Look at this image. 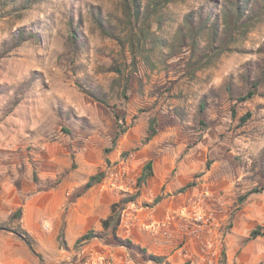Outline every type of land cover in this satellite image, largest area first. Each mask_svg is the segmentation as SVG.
I'll return each instance as SVG.
<instances>
[{
    "label": "rangeland",
    "instance_id": "1",
    "mask_svg": "<svg viewBox=\"0 0 264 264\" xmlns=\"http://www.w3.org/2000/svg\"><path fill=\"white\" fill-rule=\"evenodd\" d=\"M136 2L143 10L146 0ZM244 4L241 26L229 28L225 14ZM134 10V0H0V193L32 196L91 165L105 178L124 168L121 181L135 194L144 150L158 160L203 147L205 168L192 182L210 172L216 192L199 206L214 212L212 223L223 217L221 261L240 253L242 237L264 264V236L251 234L264 232V84L240 98L245 68L254 78L264 61V0H172L149 19ZM188 14L216 21L208 59L197 55L206 30L190 45ZM20 30L30 36L21 40ZM209 92L201 124L198 103ZM151 119L157 133L147 140Z\"/></svg>",
    "mask_w": 264,
    "mask_h": 264
},
{
    "label": "crops",
    "instance_id": "2",
    "mask_svg": "<svg viewBox=\"0 0 264 264\" xmlns=\"http://www.w3.org/2000/svg\"><path fill=\"white\" fill-rule=\"evenodd\" d=\"M152 151H143L145 161L152 158ZM198 152L196 154L194 148L173 149L159 155L158 160L152 158L154 176L124 210L117 235L164 257L162 264H206L208 252L212 253L213 264H223L220 256L222 216L218 214L213 223L198 227L197 236L193 235L194 226L191 231L182 230L183 225L194 222V217L203 212L199 202L204 195L216 192L208 181L210 172L198 178L195 184L192 182L206 164L205 149L202 147L201 153ZM96 172L91 165L78 167L69 181L32 196L0 193V225L10 228L0 229V264H156L123 245L99 238L75 247L79 237L88 230H103L102 221L110 215L113 203L130 191L126 183L115 180L112 174L82 190ZM183 187L185 190H180ZM158 196L161 199L154 203ZM15 207L23 211L22 221L16 225L8 223ZM15 229L29 235L33 248L13 231ZM62 230L64 247L59 240ZM235 235L236 232L232 238L238 236ZM242 239L234 241L241 247L240 253L235 257L227 252L225 264L260 263L261 256L248 249L250 244ZM205 244L210 251L205 249Z\"/></svg>",
    "mask_w": 264,
    "mask_h": 264
},
{
    "label": "trees",
    "instance_id": "3",
    "mask_svg": "<svg viewBox=\"0 0 264 264\" xmlns=\"http://www.w3.org/2000/svg\"><path fill=\"white\" fill-rule=\"evenodd\" d=\"M170 1H172V0H146V3L144 5L143 10H140L139 3H137L136 0H134V7H135L134 17L136 19H138L140 17V15H143L146 19H149L150 17H152L155 14L158 15V14H160L159 12H160L162 6H164L166 3L170 2ZM243 7H245V4L239 5L237 12H234L232 14H225L226 17L228 18L227 24H228L229 28L235 29L236 26L237 27L241 26V19L245 14ZM186 19H187V21L190 22V24L188 26L190 33H194L192 36L193 38L190 40V42H191L190 45L193 48H194V45L196 43L195 34H197L198 31L199 32H201V31L203 32L205 30L207 31L208 38H207V40H205L206 46L202 50L204 52H201L204 54H197V55L199 56V58H198L199 60H201V58H204V57L208 59L209 50H211V48H213L214 43L217 42V39L219 37V35L216 33V28H215L216 27V21L214 20L210 23V22H208V20H206L202 16V14H200V17L199 16L195 17L193 14H188ZM99 23L102 25V22H100V20H99ZM102 28L104 30V27H102ZM106 29L107 28H105V30H104L106 33H109V35H114V33L112 31L107 32ZM71 35H72L71 36L72 39L77 40L75 28H72V34ZM19 36H20V39L23 40L25 37L30 36V35H28V34L26 35L24 30H20ZM31 36L34 38L33 35H31ZM150 43L152 46H159L158 42L151 41ZM137 44H138V47H139V45L140 46L143 45L140 40H138ZM137 44L135 43V44H133V46L137 45ZM263 49L264 48H258V51H262ZM263 52H264V50H263ZM255 71L258 72V75L255 76L254 78H251V76H250V68H245V71L242 74V79L248 84V90H247L246 94L240 96L241 100H247V99L252 98L257 93L259 88L261 86H263V84H264V61H263V63L259 64L257 70H255ZM225 89L227 90L229 95H231V96L234 95L233 83L231 80H228L226 82ZM209 97H210V92L204 94L200 98L199 103H198V117H199L198 121L201 124L205 123V114H206V109H207ZM98 100H100L104 103L106 101L104 98H99ZM250 115H251V113L247 112L244 116H242V118H241L242 122H245L248 119V117H250ZM153 122H154V119H151V122L149 125V135L147 137V140H150L157 133L156 130L153 128ZM118 136H119V134H117L115 136V138L113 139V143L116 142ZM262 156H264V153H262ZM207 166H209V164H207ZM153 176H154V160L151 158L145 162V164L142 167L141 173L137 177L135 194H131L129 192H124L122 197L120 198V200L113 203V205L111 207L110 215L107 218L103 219V221H102L103 230L102 231H97L95 229L88 230L87 232H85L83 235H81L79 237V239L77 240V242L75 244V247L79 248L80 245L87 243L92 238H99L101 240L109 241V242H112V243L117 244V245H123V246L127 247L128 249L132 250L133 252L141 255L144 260L153 261L156 264L164 263L165 262L164 257L149 253L145 248L132 243L129 239H123L117 235L119 226L122 224L123 214H124V210L126 208V205L129 202L135 201L138 198V196L141 193V188L143 186H145ZM104 179H105V172L103 170H101V171L97 172L96 174H93L90 176L89 180L82 187V190H87L90 187H92L93 185L100 183ZM191 185H192V183L188 184L186 187L191 186ZM186 187H183L182 189H185ZM244 198H245V196H243L241 199H244ZM160 199H161V196L156 197L154 199V203L158 202ZM21 216H22V208L21 207L16 212L12 213V219L13 220H18L21 218ZM0 229L10 230V228L2 226V225H0ZM258 229H261V228L259 227V228H256L254 231H252V233H251L252 236H256V235H263L264 236V232H260ZM13 231L15 233H17L19 236H21L31 246V248H33V241L26 232H22V231H19L17 229H15ZM59 240H60L61 246L64 247L66 245V242L64 239L63 230L61 231V234L59 236ZM223 254H225V253H223ZM222 262H223V264H225L226 259H224ZM166 264H169V263L166 262Z\"/></svg>",
    "mask_w": 264,
    "mask_h": 264
},
{
    "label": "built area",
    "instance_id": "4",
    "mask_svg": "<svg viewBox=\"0 0 264 264\" xmlns=\"http://www.w3.org/2000/svg\"><path fill=\"white\" fill-rule=\"evenodd\" d=\"M121 171H124V168H120L115 173H112V176H114L113 178L115 180L121 181V177H120ZM194 218H195V221L189 222V223H186V225H183L182 230L183 231H191L192 227L194 226L195 230H193V233H194L193 235L197 236L198 235V227H201L202 225H209L212 223V221L214 219V212L209 211L208 213H204V214L199 213ZM165 234L171 235V233L169 231H165ZM205 249L207 251H210L208 244H205ZM208 254H209V257L206 260V264H213V259L210 257V256H212V253L208 252Z\"/></svg>",
    "mask_w": 264,
    "mask_h": 264
}]
</instances>
